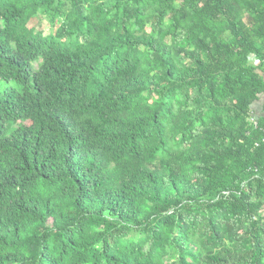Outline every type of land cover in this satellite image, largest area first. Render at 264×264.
Here are the masks:
<instances>
[{
	"label": "trees",
	"instance_id": "1",
	"mask_svg": "<svg viewBox=\"0 0 264 264\" xmlns=\"http://www.w3.org/2000/svg\"><path fill=\"white\" fill-rule=\"evenodd\" d=\"M262 93L264 0H0V264H264Z\"/></svg>",
	"mask_w": 264,
	"mask_h": 264
},
{
	"label": "crops",
	"instance_id": "2",
	"mask_svg": "<svg viewBox=\"0 0 264 264\" xmlns=\"http://www.w3.org/2000/svg\"><path fill=\"white\" fill-rule=\"evenodd\" d=\"M251 114L254 119L264 116V93L252 104Z\"/></svg>",
	"mask_w": 264,
	"mask_h": 264
},
{
	"label": "rangeland",
	"instance_id": "3",
	"mask_svg": "<svg viewBox=\"0 0 264 264\" xmlns=\"http://www.w3.org/2000/svg\"><path fill=\"white\" fill-rule=\"evenodd\" d=\"M41 24H42L43 26L47 27V28L49 27V26H48V22H46L45 19L42 21Z\"/></svg>",
	"mask_w": 264,
	"mask_h": 264
}]
</instances>
